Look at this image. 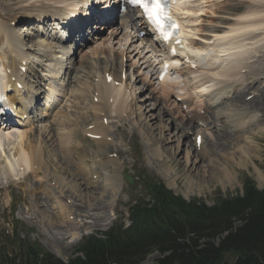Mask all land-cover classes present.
<instances>
[{
    "label": "rangeland",
    "instance_id": "obj_1",
    "mask_svg": "<svg viewBox=\"0 0 264 264\" xmlns=\"http://www.w3.org/2000/svg\"><path fill=\"white\" fill-rule=\"evenodd\" d=\"M19 1L20 0H0V7L9 9ZM35 1L36 0L33 2ZM81 1L87 2V7L91 8L92 6H96L94 8L96 14H98L103 6H106V4H99L100 0ZM204 1L205 0H201V3ZM226 1L232 4V6L228 5L217 13L218 16L222 17L221 19L222 22L225 23V26L231 23L229 18L233 19V21L236 20V17H239L238 13H241L242 9L244 12L246 7L254 4H250L248 1L241 2L240 0ZM6 3L9 4L8 7L5 6ZM46 3H48V1H46ZM204 3L206 4V2ZM83 5L85 4H82V6ZM204 6H207V4ZM212 6L213 7L201 8L204 10L218 7L213 4ZM27 8V10H30L29 8H31V5ZM13 12H18V10ZM22 12L23 10H21V13ZM52 12L53 10H51V13ZM202 13L201 11L200 14ZM106 14L110 15V12ZM100 18H102V16H100ZM206 19L209 20L210 18L206 17ZM200 20L196 22L198 26L191 23L194 31H196V28L202 26L203 22H200ZM88 23L90 29H84V32L86 31V33H84L86 37L90 34L88 32L92 30L91 28H93V31L98 29L95 28L97 22L95 23L89 20ZM7 25L9 26V24ZM41 25L42 23L37 22V20H34L31 24L21 22L19 27L15 28V30L16 34L21 36L26 35V41L29 42V47L35 50V53H38L35 57L42 61L45 69L50 70L52 67H57V69L61 71V73L56 76V84L58 87L56 95L50 98L46 93L38 108L39 111L42 110V116L36 130L38 134L43 133L42 137L45 139L42 141L41 145L45 147L42 148L45 151L43 159L48 166V171L45 166L44 174L46 173V175H44L45 178L41 179V176H33L26 167L19 169V176L14 174V176L6 180L10 185L11 192L13 191V196L5 187V179H0V250L1 248L8 249L11 256H14L13 251L18 250V246H15L14 243L10 241L9 235L18 240L22 239L31 243H37L44 252L60 260H69L77 255L74 249L75 245L77 246L86 233H98L107 230L113 225V222H116L115 219L111 217L112 213L114 214L113 218L117 213L119 217L118 221H123L126 225L131 224L128 220L129 203L138 191V194L142 196L144 193L142 185L138 186L136 184L135 186H131L128 181L126 182L124 180V174L120 171L118 172L122 175V178H117L118 176L114 175L112 180L113 184L115 182L116 187H118V197L116 196L113 198V192L110 190L111 186L103 179L101 184H96V186L90 185V180L95 173V167L94 170H91L92 165L87 164L90 171L87 176L83 177L84 174L80 171L79 173L78 170L75 169V166L71 164L73 160L70 159L69 163H67L66 160L61 157L62 162L60 161V149L58 145L59 147L61 146L59 142L63 139V136L67 138V135H69V141L72 142L70 147L73 152L71 156L72 159H80L79 156L85 153L88 159L93 157V159L98 158L101 160L103 158V162L105 163L109 159H114L113 155L117 153L119 159L117 158L114 160L118 163L120 160L123 167L126 166L131 168L134 174L136 167H143V172L147 171L146 177L157 176L160 178L159 180L164 181L165 184L169 188L174 189L176 193L191 200L195 198L201 199L209 206H214L216 199L220 195L225 197L241 195L243 193V181L248 177L253 178L259 188L262 189L264 187V106H259L255 109L256 107L251 108V105H249L248 109L260 115V121L253 126H247L240 132L236 131V136H234H239V140L230 138L227 139L228 142H226V136L223 137V134L224 131L228 129L227 126H229L228 111L230 110L232 112V110H238L239 112L242 109H246V106L242 105L245 102H238L235 106L231 102L233 99L224 98L222 103L214 107L216 116L221 113L219 117L214 118V116H212V119L215 120L214 123L220 128L219 134L213 133L212 130L209 131L208 137L210 138L207 140V150L205 149L207 155H205V153L204 155H198L192 151V147L190 146L193 137L190 138V136H188L187 138H183L182 132L184 131L179 128L181 123H178V126L175 125V123L174 125L171 124L172 121L176 122L174 118L176 116H159L161 114L159 112L161 111L160 109H162V113L164 111L163 103L166 101L163 99L162 101L161 98H159L161 95L157 93L159 90L157 87L161 88V86L156 83L155 77L153 76V69L158 65L156 52L151 50V48L144 49L142 46L137 48L140 44L136 40L131 39L134 36L130 33V30L124 29L122 32L115 35L114 32L117 25L114 22L103 29L99 28V35L94 36L95 38L92 40L93 43L96 41L94 48L84 43L86 50L84 51L86 53L82 55L83 57L81 56L72 60L71 56L76 48V43H70L72 47L71 50L68 48L67 43H60L67 35L68 26L66 25V28V26L62 24L59 25L57 21L48 19L42 25L47 29L45 32V34L47 33V37L45 40L42 38V41L40 38L35 39L34 34L38 30V26ZM62 27L63 29L59 31ZM262 30L264 31V29ZM263 33L262 35L257 34V36L253 37V39H255L254 42L263 38ZM200 34L201 33L196 36L198 41L201 37ZM91 36L93 37V35L89 37ZM248 38L252 37L248 36ZM106 40L109 41L107 42ZM252 40L248 39L246 41L251 42ZM92 42H90V45H93ZM81 44L82 42L80 45ZM96 45L99 46L97 47ZM107 46L112 48L107 51ZM101 47L102 50L98 49ZM250 47L253 48L251 55L254 56L250 58L248 55H245L248 59H244L245 64L241 65L242 68L240 69L245 83L243 87L241 86L243 90L242 93H239L242 96L246 94V100L248 101L251 100L248 99V94H251L250 96H252V98L256 94L260 97L264 94L263 86L258 83L263 77L260 76L264 73V41L261 40L256 42ZM36 49H41L42 52H37ZM88 49L90 52H88ZM114 50L118 52V54L115 53ZM122 51H125V54H127L125 59L121 57ZM152 52H154V54ZM48 54L50 56H47ZM129 56L130 59L128 61ZM86 61L87 63H84ZM123 61L125 64H128L125 76L133 94V99L130 97L128 100L132 105V114L126 117L115 112L106 113V127L108 128L107 138L111 142L107 140V145H103L99 143L98 138L85 136V134L90 135L87 133V131H90V127H94L95 124L102 122V117H98L96 115L97 112L91 109L92 97L97 85L101 81L99 77H102V75L105 76L106 73H109L110 75L115 74L116 77L118 74L117 79H120V75L123 74L120 63ZM146 61H148V63L150 61L154 65L147 68ZM132 64L133 67L131 66ZM135 65L137 67H135ZM240 70L238 72H240ZM47 74L50 75V71H47ZM256 75V85H253L251 79ZM102 78L104 79V77ZM247 84H249L248 87H246ZM47 87L49 88L48 85ZM155 90L157 96L159 95L156 100L153 98L152 93ZM51 100L55 101V105L50 110H44L46 106L50 104ZM55 107L58 108L56 112H53ZM44 113L46 115H44ZM63 114L64 116H62ZM118 116H120V118H118ZM64 118L68 120H64ZM59 119L65 121V125L59 127L57 124V122L60 121ZM84 119H86V121ZM60 123L61 122H59V124ZM235 130L236 126H233L231 130L228 129L227 131L233 132ZM47 131H52V135L50 134L48 137H44ZM10 133H13L15 137H17L19 132L10 130ZM223 138L224 140H222ZM218 140H221V142ZM212 141L214 142L213 144ZM5 144V148H12L10 147L11 143L5 142ZM2 146L3 145L0 146V161H2L4 157V146ZM132 162H134V165H131ZM122 164L119 163L120 166ZM109 165H111V163H109ZM114 166L115 165H113V167ZM116 167H118V165H116ZM101 168L100 166V169ZM109 170H111V168H109ZM226 171L227 173H225ZM136 174H139L137 170ZM51 179H56L55 181L57 183L63 182V185H67V187H65L69 190L67 192L65 189L66 195L69 194L71 200L75 202L74 205H71L73 208H77L78 205L82 206V211L73 212L76 219L72 222H64V217L60 215L56 208V205H59L58 200L56 202L58 196L56 192L50 189L49 192L46 190V193L50 196L51 194L57 195H55V200H53L52 196L48 197L44 190H41V187H46L45 184L48 186L52 184ZM51 188L56 190L53 187ZM36 190L38 191L35 193ZM94 207L95 210H93ZM14 218L17 219L15 224L13 223ZM84 219H86V221H84ZM16 224H18L21 230L16 229ZM235 224L236 226H240L242 223L237 220ZM218 242V239L215 240L216 244ZM82 255L81 253L80 256ZM160 256L158 252H154L148 255L147 259L152 261Z\"/></svg>",
    "mask_w": 264,
    "mask_h": 264
},
{
    "label": "bare ground",
    "instance_id": "obj_2",
    "mask_svg": "<svg viewBox=\"0 0 264 264\" xmlns=\"http://www.w3.org/2000/svg\"><path fill=\"white\" fill-rule=\"evenodd\" d=\"M33 1L34 0H20L16 5H14L13 7L9 9L5 7H0V59H2L4 66L7 65V68L10 69V72H11L10 82L16 77V75H18L19 79L21 78L20 77V60L27 59L30 62L29 57L32 56L28 52V49H29L28 45H25V44L23 45L22 42H20L21 38L15 37L16 34L11 29V25H10L11 22L13 23V21H17L20 18L26 21L36 18L39 22H42L43 15L52 17L54 21L74 22L75 19H79L80 21L83 20L84 22H86V18L90 14V11L93 10V8H88L87 5H84L80 8V4L85 3L84 1H81V0H42V1L36 0L38 2L36 1L33 2ZM46 1H48V3H46ZM109 1L111 0H100L99 1V4H102V5H105L106 3H108L104 8H102L101 11H105L110 6L111 2ZM186 1L188 0H178V2L174 5L173 8L181 14H185L181 11L180 6H182ZM194 1L196 2L194 9H192V12H189V10H187L188 12L187 14L191 13V17H190L191 23H194L196 25L198 24L196 22H198L202 18L203 19L200 20V22H203V23L200 28H196V31H194V28L192 26H188V29L186 28L187 36L184 37L185 39L184 43L186 46H184L183 44L184 47L179 49L178 56L171 57L169 52L165 50L163 44L157 41V37L154 39H149V42L151 43L152 45L151 47L153 49H157V51H159L158 49H160V52L165 57L163 60H161V63L159 64H162L163 67L166 64H169L170 69L175 68V67L178 68L180 66L179 71H180V75L182 76V79H178L176 84L173 83V84L165 85L163 88H160L157 92L158 94L161 95V97H159L161 98V100L163 99L164 101H169V102L172 101V104L171 103L168 104V102H166L167 105L170 106V109H168L166 112L165 111L163 112L165 113L166 116H168L169 114L171 117L176 116L175 117L176 122L172 121L171 124L174 125L175 123V125L178 126V123H181L179 128L184 131L182 132L183 138H187L188 136L191 137L192 134L190 135V133L193 131H194L193 134L195 137L194 139H196V136H198L199 134H202L203 140H202V144L200 145V147L197 146L196 140H193V143L192 142L190 143L192 146V151L194 153H197L198 155H204L205 153V155H207L206 154L207 152H205V149L207 150V140L210 137H208V134L206 133V128L200 125L199 122L203 121L205 124H208V122L206 121L205 116L197 118L199 122L194 120V118L202 114V112L205 110L204 105L208 106L212 104L214 106L216 101H220L219 99H223L222 97L225 96V97H230L231 99H233V101L231 100V102L235 106L236 104H238V102H241V103L245 102L242 105H245L247 110H250L248 109L249 105H251V108L256 107L255 109H257L259 106H264V94L261 97L257 96L254 99L252 98L250 101L246 100V95L242 96L239 93H236L235 96L233 95L237 90L241 88V85L244 82L242 74L238 71L242 68L241 65L245 64L244 63V59L246 58L245 55H248L250 58L254 56V55H251L253 48L250 46H252L254 43L259 42L261 40L264 41V37L259 39L256 42H254L255 39H253V37L257 36V34L262 35V33L264 32L262 30L264 29V0H240L241 2L248 1V3L250 2V4L251 3H254V4L246 7V10L244 12L242 9L241 10L242 14L239 12L238 14L239 17H236V20L233 21V19L229 18L231 23L228 26L224 25L225 23L222 22V19H221L222 17L218 16L217 14L219 11H222L224 7H227L228 5L232 6V4H230L228 1L226 0L224 1L205 0L204 2H206L207 6H204L206 5L204 2L203 3L199 2L201 0H194ZM28 4L31 5L32 9L29 8L30 10H27L28 9L27 7L30 6ZM212 4L217 5L218 7H215L212 9H204V10H202L201 8V7L208 8L210 6L213 7ZM5 6L8 7L9 4L6 3ZM15 10H18V12H13ZM21 10H23L22 13H21ZM51 10H53L52 13H51ZM201 11L203 12L202 14H200ZM206 17L210 19L208 20L206 19ZM99 21L100 20L98 19L96 22L99 23ZM138 21L139 23H141L140 20ZM107 22H104V24L102 25L106 26ZM7 24H9V26ZM130 25H134L133 17L131 15H125L123 18L119 20V25L114 32L115 35H117L119 32H122L126 28H131ZM104 26L102 27L96 26V28L98 29L94 33H93V28H92L91 33L93 34L90 33L89 35H87L86 38L88 39L87 40L85 39V44H88L89 47L94 48L96 41L93 43L92 40L93 38H95L94 36L99 35V28L103 29L105 28ZM45 32H46V29L40 26V28H38V30L34 33L35 39L40 38V40H42V38H44L43 40H45L47 37L46 36L47 33L45 34ZM199 33H201L200 34L201 37H200V40L199 41L197 40L196 42L194 41V39L196 38V35H198ZM90 35H93V37L92 36L89 37ZM248 36H251L252 38H248ZM247 38L250 40L252 39L253 40L251 42H247L246 41L248 40ZM106 41L108 42L109 40H106ZM145 41H146L145 38L141 39V43H144ZM90 42H92L93 45L92 44L90 45ZM20 43L22 44V47L20 46ZM61 43H64L63 40L61 41ZM6 45L9 46L10 51L12 52L11 54H9L6 49H4ZM69 48L70 50L72 49V47H69ZM106 48L108 51L112 47L107 46ZM41 49L40 50L36 49V51L42 52ZM84 49L85 48H83V46L81 45L78 46L76 48L75 53L73 54V57L71 56V59L73 60L74 57L76 58L81 57L84 53H86L85 52L86 50L84 51ZM98 49L102 50V47ZM88 52H90V50ZM115 53L118 54V52L116 51ZM152 53L154 54V52ZM35 54H38V53H35ZM47 56H50V55L48 54ZM126 56L127 54H125V51H122L121 57L124 58ZM129 59H130V56L128 57V61ZM41 62H42L41 60H38V63H41ZM84 63H87V61ZM123 63L124 61L120 63L121 69H122ZM145 63L148 66L147 68L154 65L150 61H149L150 64L148 63V61H146ZM30 65H31V62H30ZM88 65H91V64H88ZM42 66L44 65L41 63V66L39 67H42ZM131 66L133 67V64ZM1 67L2 66L0 65V68ZM135 67L137 66L135 65ZM156 69H157V66L153 70H156ZM41 70L50 71L49 69H45V66L41 68ZM51 73L52 75H54L53 78H55L61 73V71L57 69V67H52ZM102 77L104 76L102 75ZM102 77H99L101 78V83L97 85V88L94 91V95L92 97V103H91L92 108L91 109H94L95 112L98 111L97 112L99 115L98 117L105 116L107 112H111V109L115 110L116 109L115 104L118 105L117 111L120 114L124 113L125 111L129 112L130 103L126 104L125 100L129 99L131 94L130 95L126 94L127 86L124 85V88H123V86L121 85H118V86L115 85L116 77L115 79L111 81L106 79V77L105 79H103ZM41 78L43 77H38L36 75H33V79L35 81L33 80L31 84H40V82L42 81ZM151 78H152V75H151ZM27 79H29L28 83H30V78H27ZM54 81L55 79H53L52 81L51 80L48 81V85H51V87L49 86V88H47V91H48L47 94L50 97L55 95L54 91L58 89L54 85L53 83ZM252 81L256 82L255 78H253ZM255 82L253 84H255ZM28 83L27 84L25 83L26 89L28 86L31 85ZM248 86L249 85H247V87ZM219 88H224V89L222 90V92H220ZM30 89H33V86H31ZM42 89H45V88H42ZM175 89L176 90L179 89L180 91H182L183 93L185 92V93L180 95L178 94V90L175 91ZM152 93H153V98L156 100L159 95L157 96L156 90L153 91ZM175 93L177 95V98L179 99L178 102L181 101V105L184 107H185V104L184 102H182V100L184 99L180 97L184 95L185 99H187V97L191 99V102L193 103L191 105V108L189 109V106H186V108L189 110L183 111L180 104H178L175 100L173 101L172 96ZM113 103L114 105L112 106ZM57 108L58 107H56L55 110ZM172 109L174 112L171 114ZM44 110H47V109L45 108ZM160 110H161L160 113H162V109ZM41 111H38L37 114H34L33 120L31 121L32 126L30 125V123H27L28 119H25L24 115H20L22 118H24L23 121H20L19 119H17V121H13L16 124L15 127L19 128L18 129L19 133L17 137H15L13 133L6 132V131L4 132V130L0 129V146L1 145L4 146L3 148L4 157L2 161H0V177L2 179H8L14 174L19 175L18 170L24 165L26 167H29V170L33 172H37L41 177L45 178L44 175H46V173L44 174V168L46 166L47 171H48V166L46 165L43 159L45 151L42 148H45V147L41 145L42 141H44L45 139L42 137L43 133L38 134L36 127L34 128L35 121L39 118L40 115H42ZM228 112H227L228 113L227 116L231 117L233 122H237L238 118H234L230 110ZM251 112H248L246 110L243 112H239V114H242L241 118L243 120H241V122H238L239 123L238 125H242L245 122H247V120L255 118L257 116V114H252ZM220 114L221 113H219L217 116H219ZM118 118H120V116H118ZM65 119L67 118H64V120ZM59 120L60 121L57 122L59 127L61 125H65L66 123L65 121H62L61 119ZM84 120L86 121V119ZM102 120H103L102 121L103 123L96 124L93 127V129L90 130V132L92 133V136L94 137L98 136V139H101L99 143H102L103 145L105 144L107 145L106 143L107 142L106 138L108 136V132L106 130L107 127H105L106 124L104 123V118H102ZM59 122L61 123L59 124ZM25 125H30V126L25 128L26 127ZM235 125H237V123H235ZM208 127H211V126L208 124ZM227 127L228 129L231 130V128H233V125H229ZM227 130L224 131V134L222 133L223 137L226 136V142H228L227 139H230V138L234 140H239V136L235 137L236 131L228 132ZM51 132L52 131H49V132L47 131L44 137H48L50 134L52 135ZM222 140H224V138ZM218 141L221 142V140H218ZM5 142L11 143L10 147L12 148H9V147L5 148L6 147ZM70 142L71 141H69V138L62 139L59 142V144L61 145L60 147L58 145V148L60 149V161L62 162L61 157L64 160H66L67 163H69L70 159L73 160L71 161L72 162L71 164L75 166V169H77L78 172L79 171L82 172L84 174L83 177L87 176L90 170L87 164H85L84 159L77 161L75 158L73 159L71 158L72 150L70 147H71L72 142L71 143ZM213 143L214 142L212 141V144ZM47 144L49 145L48 142ZM199 153H202V154H199ZM114 161H115L114 159H109L105 163L104 162L95 163L96 165H94L92 162L94 166L92 165L93 167L91 168V170H94V167H95V170H94L95 173L93 174V176L96 174H99L100 177L98 181L94 180L93 176H92L93 178L90 180V185H93V186H96V184H101L102 179L106 181L107 184L111 186L110 190H112L111 192H113V198H115L116 196L118 197V189L117 187L114 186L112 180H113L114 175L120 176L119 172H113L118 168L116 167V165H118V162L117 161L114 162ZM109 163H111V165H109ZM113 165L115 166L113 167ZM100 166L102 167L101 169H100ZM110 166L113 168V171L112 170L109 171ZM103 172H105L106 177L103 174ZM108 172H109V175L107 176ZM225 173H227V171ZM55 180L56 179H51L52 184L50 186L53 188H56V190L52 189L46 184H45L46 187L45 188L41 187V190H44L45 192L46 190H48L47 192H49V189H50L53 192L54 191L56 192V194L58 195L57 196L55 194L57 196L56 202L58 200L59 205H60V206L56 205V208H58L59 213H61V215L64 217L63 219L64 222H67L66 219H69V220L73 219L74 217L73 212L82 211V206L78 205L77 208H73L71 205H74L75 202L71 200V197H69V194L66 195L65 189L67 185L66 184L63 185V182L57 183ZM66 190L68 192L69 189H66ZM37 191L38 190H36L35 193ZM55 195L51 194L53 200H55ZM51 196L48 195V197H51ZM59 200L61 201V203ZM93 210H95V207L93 208Z\"/></svg>",
    "mask_w": 264,
    "mask_h": 264
},
{
    "label": "trees",
    "instance_id": "obj_3",
    "mask_svg": "<svg viewBox=\"0 0 264 264\" xmlns=\"http://www.w3.org/2000/svg\"><path fill=\"white\" fill-rule=\"evenodd\" d=\"M144 187L131 225L85 237L77 247L83 256L68 264H140L154 252L163 256L160 264H264V189L254 179H245L243 195H220L214 206L188 202L157 180ZM8 237L18 250L11 256L1 248L0 264H66L37 243Z\"/></svg>",
    "mask_w": 264,
    "mask_h": 264
},
{
    "label": "snow or ice",
    "instance_id": "obj_4",
    "mask_svg": "<svg viewBox=\"0 0 264 264\" xmlns=\"http://www.w3.org/2000/svg\"><path fill=\"white\" fill-rule=\"evenodd\" d=\"M133 3L144 9L149 22L157 28L165 40L170 39L173 31L178 30L179 25L168 15L163 0H133ZM166 21L171 23L166 25Z\"/></svg>",
    "mask_w": 264,
    "mask_h": 264
},
{
    "label": "water",
    "instance_id": "obj_5",
    "mask_svg": "<svg viewBox=\"0 0 264 264\" xmlns=\"http://www.w3.org/2000/svg\"><path fill=\"white\" fill-rule=\"evenodd\" d=\"M160 256V255H159ZM150 258V257H149ZM158 258V257H157ZM141 264H159V261L157 259L150 261L147 259L146 261L141 262Z\"/></svg>",
    "mask_w": 264,
    "mask_h": 264
}]
</instances>
